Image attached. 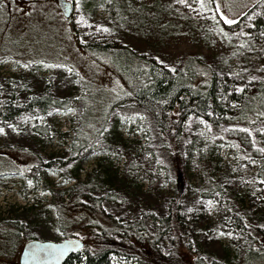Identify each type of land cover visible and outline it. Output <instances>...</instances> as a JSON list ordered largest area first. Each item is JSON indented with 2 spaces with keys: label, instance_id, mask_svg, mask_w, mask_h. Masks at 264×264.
I'll list each match as a JSON object with an SVG mask.
<instances>
[{
  "label": "rangeland",
  "instance_id": "1",
  "mask_svg": "<svg viewBox=\"0 0 264 264\" xmlns=\"http://www.w3.org/2000/svg\"><path fill=\"white\" fill-rule=\"evenodd\" d=\"M219 2L227 5L224 14L235 23L220 21L211 0H205L208 9H201L199 0H79V9L75 0H0V99L13 93L24 101L47 90L70 100L65 111L25 114L0 125L4 129L0 153L21 169L0 174V220L20 222L23 232L37 239L61 241L66 237L56 204L66 209L72 222L69 231H83L88 218L82 216L93 219V215L83 209L84 215L74 202L78 187L89 183L94 195L116 194L103 200L102 209L123 223L138 220L145 212L167 216L176 205L181 239L190 243L182 264H193L199 256L240 264L239 253L248 237L223 222L227 211L221 194L203 191L207 178L218 180L232 201L239 198L251 224L264 223V191H257L264 184L256 174L257 158L264 154L259 151L264 148V125L249 129V135L241 131L242 124L212 129L191 115L172 161L143 113L116 111L105 123L106 132L103 128V134L75 154L70 149L88 89L89 109L99 107L100 112L132 88L123 53L102 52L96 50L98 45L108 50L127 48L174 71L186 56H194L214 72L224 106L227 92L240 93L264 77V0ZM258 17H263L262 26L255 24ZM237 104L225 107L233 113ZM92 111L91 126H98L96 109ZM35 124L45 125L47 133L35 132ZM35 157L53 164L36 163ZM60 160L64 167H58ZM103 172L107 181L92 179ZM12 230L11 225L0 226V249H16ZM172 236L168 230L161 240L163 253L173 247ZM70 238L81 239L82 234ZM24 242L19 240L13 254L0 253V264H18Z\"/></svg>",
  "mask_w": 264,
  "mask_h": 264
},
{
  "label": "trees",
  "instance_id": "2",
  "mask_svg": "<svg viewBox=\"0 0 264 264\" xmlns=\"http://www.w3.org/2000/svg\"><path fill=\"white\" fill-rule=\"evenodd\" d=\"M255 24L262 26L263 17H258ZM82 46L87 50L91 48L84 44ZM96 47H98L96 50L106 53H123L127 66V69L124 70L128 71L130 75L127 82L132 85V88L125 89L126 93L130 89L129 95L113 99L105 105V108H101L100 112L98 111L99 107L98 109L94 107L89 109L91 106L88 107L87 104L86 97L89 95L87 88L82 99L83 111L80 115V123L75 128L76 133L70 142V149L74 154L83 145L92 143L96 137L103 133L107 119L111 113L116 111L143 113L150 121L155 136L159 137L166 156L172 161L176 159L179 145L184 137L186 121L191 115L200 117L212 129L218 130L222 124L233 122L253 130L264 125V116L260 115L264 113V77L256 79L240 93H236L234 89L226 94V91L224 92L226 105L238 103L231 113L230 107H225L226 105L224 106L219 98L220 87L214 72L194 56H186L181 66L172 72L155 62H148L127 48L108 50L104 45ZM139 64H142L143 67L139 68ZM224 86H226L224 90L228 89L226 84ZM124 87H126V83ZM14 96L15 94L11 93L4 100L0 99V125L25 114L37 116L48 114L53 110L65 111L70 107L69 99L57 98L47 90L38 95L28 96L24 101L20 100L18 96ZM93 109H96L94 125L98 126L92 127L93 118H90L89 114H93ZM33 130L42 134L47 133L46 126L42 124H35ZM257 161L259 165L256 174L264 180V154H261ZM34 162L43 164L40 158L36 157ZM52 164L53 162L50 161L43 165L51 166ZM64 166L65 161L60 160L58 167ZM0 167H2L0 174L9 172L11 169L17 171L20 169L1 153ZM104 177L106 176L103 172L102 175L92 179L104 181ZM91 184L93 185L94 182ZM89 185L88 183L78 187L74 202L76 207L93 215V219L82 216V218H88L87 223L83 225V231L78 230L74 234L71 233L69 228L72 222L65 214V207L61 203L56 204L59 227L63 230L64 238L77 237L82 234L81 240L83 241V247L71 252L63 264H122V260L130 259L132 260L131 264H182L183 252L186 249L190 250V243L185 244L181 239L176 205L172 204L171 212L167 216L145 212L142 218L123 223L102 209L103 200L115 198L116 194L111 191L105 194L103 192L102 195L97 196L91 192ZM222 185L218 180L207 178L203 193L207 195L220 193L221 202L227 211L222 216L223 222L236 227L238 232L248 237V242L243 245L239 253L240 264H264V227H262L264 223H261L262 225L251 224L247 217L248 213L243 210L239 198L233 197L235 201H232ZM84 210L82 213L85 215ZM4 224L13 227L18 242L22 239L27 241L35 238L32 234H25L18 221L0 220V226ZM248 227H251L252 231ZM64 228L68 231H65ZM168 230L173 233L171 237L173 247L168 253H163L160 242ZM16 249L9 251L0 249L2 250L0 253L5 251L8 254H13ZM193 264H223V262L214 257L208 259L205 256H199L193 261Z\"/></svg>",
  "mask_w": 264,
  "mask_h": 264
},
{
  "label": "water",
  "instance_id": "3",
  "mask_svg": "<svg viewBox=\"0 0 264 264\" xmlns=\"http://www.w3.org/2000/svg\"><path fill=\"white\" fill-rule=\"evenodd\" d=\"M69 242L73 245L65 249ZM53 245L54 247H47ZM83 247L79 238H65L61 241H49L32 238L24 242L19 254L18 264H63L67 256ZM63 251V254L59 253Z\"/></svg>",
  "mask_w": 264,
  "mask_h": 264
},
{
  "label": "snow or ice",
  "instance_id": "4",
  "mask_svg": "<svg viewBox=\"0 0 264 264\" xmlns=\"http://www.w3.org/2000/svg\"><path fill=\"white\" fill-rule=\"evenodd\" d=\"M180 2L184 3V0H180ZM211 2H212V8H214V10L217 13L218 18H219L220 21H222L224 24H227V25H231V24L235 23V21L233 19L229 18L226 14H224L223 9L225 7H227V5L221 4L219 2V0H211ZM199 4H200V8L201 9H208V7H209L208 4L205 3V0H199ZM75 7L77 9L80 8L79 0H75ZM213 19H215V17H213ZM249 19H251V17H249ZM105 31H107V29H105ZM241 47H244V45H241ZM170 70L174 71V69H170ZM69 71H71V70L69 69ZM237 91H240V89H237ZM71 111H73V110L70 108L69 112H71ZM49 115H51V113H49ZM260 115L264 116V113H261ZM201 123H204V121H201ZM8 127L11 128L12 125H8ZM13 130L15 131V129H13ZM104 131L106 132L107 128H105ZM241 131L248 132L249 135H251V132L247 128L241 129ZM261 131H264V129H261ZM3 132H4V129L0 128V133H3ZM101 134H103V133H101ZM259 151L264 152V148L259 149ZM252 162L255 163V161H252ZM65 183H67V181H65ZM259 183L260 184H264V180L259 181ZM28 184L31 187L32 186V181L29 180ZM257 191H264V189H258ZM40 194L41 195H45V193H43V192H41ZM208 203H209V205H211V201H209ZM188 211H192V209H188ZM262 227H264V226H262ZM219 235H228L229 237H231L232 233H223V232H221V233H219ZM72 246L73 245L71 244V242H69L67 245H65V249L68 248V247H72ZM47 247H54V246L53 245H48ZM59 254L62 255L63 251H61Z\"/></svg>",
  "mask_w": 264,
  "mask_h": 264
}]
</instances>
